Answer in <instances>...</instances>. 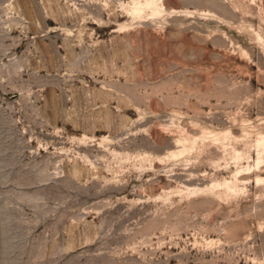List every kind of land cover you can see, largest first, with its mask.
<instances>
[{
  "label": "rangeland",
  "instance_id": "1",
  "mask_svg": "<svg viewBox=\"0 0 264 264\" xmlns=\"http://www.w3.org/2000/svg\"><path fill=\"white\" fill-rule=\"evenodd\" d=\"M0 264H264V0H0Z\"/></svg>",
  "mask_w": 264,
  "mask_h": 264
}]
</instances>
